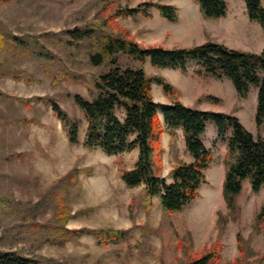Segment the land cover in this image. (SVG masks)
Segmentation results:
<instances>
[{
  "label": "rangeland",
  "instance_id": "374dc122",
  "mask_svg": "<svg viewBox=\"0 0 264 264\" xmlns=\"http://www.w3.org/2000/svg\"><path fill=\"white\" fill-rule=\"evenodd\" d=\"M117 1L119 6L128 8L144 2L176 8L175 22L163 19L154 8L149 10L148 17L138 13L116 19L141 47L174 49L215 42L251 53H259L264 47L261 28L247 18L241 0H225L226 13L218 19H204L193 0ZM99 6L97 0H9L0 4V30L23 39L34 38L55 59L46 68L42 61L28 60L12 52L0 53V68H3L0 71V250L34 257L41 264H187L219 237L222 248L217 264H228L242 257L236 239L239 233L246 252L243 260L264 264V216L257 218L264 206V189L253 194L249 182L242 183L241 193L236 197L237 210L229 213L217 184L202 186L197 199L169 214L161 209L157 198H150L151 204L147 205L142 185L128 188L121 181L122 172L133 168L137 149L107 156L83 147L85 121L66 94L87 98L80 80L88 82L101 70L72 67L66 62L64 49L54 46L51 38L64 30L93 23ZM32 49L37 51L38 47ZM118 59L121 66L142 68L149 77L163 78L177 91L175 96H166L159 86L152 85V99L156 103L178 100L195 109L206 100L211 105L220 103L211 95L195 97L192 101L199 89L210 90L212 86L193 84L175 69L154 68L148 59L140 62L123 55H118ZM196 65L190 61L187 71ZM45 69L49 74L72 73L78 81L68 83L60 78L53 83ZM202 72L203 69L196 75L205 76ZM27 75L32 76L29 82L23 79ZM256 93L253 86L244 98L232 92L233 96L225 98L223 105L230 109L229 115L237 113L234 116L247 131L264 140V125L257 130L252 114ZM45 99L53 100L69 117L79 120L76 144L68 145ZM116 115L122 120L123 110L118 108ZM164 133L162 176L169 182L171 170L181 162H191L192 158L185 150L180 130H175L174 140ZM229 135L227 130L223 139L212 140L207 132L203 144L211 151L212 161L223 164L225 138ZM72 171L75 179L70 183L67 176ZM206 176L209 175L205 171V183ZM57 190L72 214L65 227L120 229L124 231V239L100 244L95 235L83 234L55 244L39 242V236L32 232L13 229L17 223L46 222L54 211L53 195Z\"/></svg>",
  "mask_w": 264,
  "mask_h": 264
},
{
  "label": "trees",
  "instance_id": "16d2710c",
  "mask_svg": "<svg viewBox=\"0 0 264 264\" xmlns=\"http://www.w3.org/2000/svg\"><path fill=\"white\" fill-rule=\"evenodd\" d=\"M99 9L94 14V22L85 27H74L52 35L54 46L64 49L66 62L72 67L99 68L101 71L90 81L80 80L86 90L87 98L78 94H66L73 105L81 112L85 121L83 147L88 151L98 150L107 156L138 150L137 159L131 170L123 171L121 181L128 188L142 185L150 206V198H157L161 209L169 214L182 210L199 197V190L205 184V171L212 161L211 151L205 147L202 138L207 123H212L218 138H225L226 153L223 160L224 180L222 197L229 213L237 210L236 197L241 193L242 183L248 181L250 191L258 194L264 189V140L252 135L234 115L202 111L187 107L178 100L170 104L154 102L151 86L157 85L166 96H175L177 91L163 78L149 77L142 68L121 66L118 55L134 58L140 62L148 59L154 68H169L187 72L190 61L203 69L202 75L215 79H228L237 95L247 96L250 88L256 87V107L254 124L257 130L264 125V47L259 53L230 49L215 42H205L188 48L166 49L161 46L141 47L129 37L128 32L116 21L119 17H134L138 13L148 15L155 9L168 22L177 21L176 8L172 5L144 2L134 8L121 7L117 0H97ZM204 19L222 18L226 13L225 0H193ZM247 18L257 23L264 35V0H241ZM9 0H0L1 3ZM37 46L38 50L32 49ZM12 52L28 60L42 61L49 67L54 57L43 49L33 38H20L0 30V53ZM3 68H0L2 71ZM9 69V68H6ZM53 83L60 78L68 83L78 81L72 73L56 71L49 74ZM198 74H200L198 72ZM13 79L18 77L11 74ZM31 75L23 79L29 82ZM214 103L218 100L207 96ZM40 98H36L39 100ZM19 101L27 102L23 99ZM44 102L50 107L69 146L76 144L79 120L69 117L51 99ZM122 109L124 117L120 120L117 109ZM161 116V119H160ZM183 135L185 150L192 158L189 163L176 165L167 182L162 176L161 137L167 132L172 140L175 130ZM74 172L67 180L73 183ZM54 211L50 218L40 223L30 221L13 226L17 232L29 231L39 236V242L61 244L83 234L95 235L100 244L118 243L123 240L124 231L111 228H67L65 222L72 214L63 204L60 190L53 195ZM264 216V206L258 219ZM241 258H234L228 264H251L244 261L246 255L241 237L236 233ZM222 245L219 237L203 252L187 264H217ZM0 264H41L31 256L20 255L14 251L0 250Z\"/></svg>",
  "mask_w": 264,
  "mask_h": 264
},
{
  "label": "crops",
  "instance_id": "0c3cea01",
  "mask_svg": "<svg viewBox=\"0 0 264 264\" xmlns=\"http://www.w3.org/2000/svg\"><path fill=\"white\" fill-rule=\"evenodd\" d=\"M197 71H202V68H200L199 65H196V67L192 70L188 69V71L186 73H182L179 70H175V72L178 75L182 76L183 79L188 80V81L190 79V82L193 84L197 83L199 85L212 86L210 90H206L207 87H206V89H199L197 92V95L192 98V101H194L195 97L198 98L202 95H209V96L211 95V96H214L220 100L219 104H213L212 103L213 105L209 104V102H206L207 100L203 101L202 103H200V105H202V106L198 107V109H200L202 111H211V112H216V113H224V114L230 113V109H227L226 107H224L223 104H225V98L228 99V97L233 96L231 94L232 92L236 94L231 82L228 79L227 80L223 79L222 81H215L216 79H214L210 76L198 77L196 75ZM176 82L178 84V80H176ZM177 84H175V86H177V90H178L179 86ZM160 104H169V103L161 102ZM240 109L241 108H239L238 111H240ZM252 114L254 115V110H253ZM234 115L238 116L237 113H234ZM208 127H211L210 130ZM177 130H180V129H177ZM207 132L210 133V139H212V140L220 139V138H218L215 126L212 123H207L206 133L204 134V136L202 138L203 143H204L205 137L207 135ZM164 135H167V134L164 133ZM206 172H208L209 176L208 177L206 176V183L203 186H207V185L212 186L215 183V184H217L218 189L220 191L222 188L223 180H224V166H223L222 162L212 161L210 163L208 169L206 170ZM246 182H248V181H246Z\"/></svg>",
  "mask_w": 264,
  "mask_h": 264
}]
</instances>
